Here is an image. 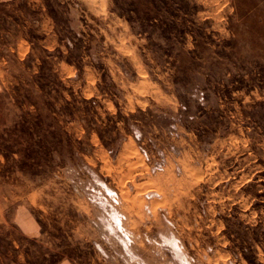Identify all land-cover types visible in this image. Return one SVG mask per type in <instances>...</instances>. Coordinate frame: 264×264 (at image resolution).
<instances>
[{
  "label": "rangeland",
  "instance_id": "1",
  "mask_svg": "<svg viewBox=\"0 0 264 264\" xmlns=\"http://www.w3.org/2000/svg\"><path fill=\"white\" fill-rule=\"evenodd\" d=\"M0 264H264V0L0 2Z\"/></svg>",
  "mask_w": 264,
  "mask_h": 264
},
{
  "label": "crops",
  "instance_id": "2",
  "mask_svg": "<svg viewBox=\"0 0 264 264\" xmlns=\"http://www.w3.org/2000/svg\"><path fill=\"white\" fill-rule=\"evenodd\" d=\"M4 1L7 2V1H10V0H0V2H4Z\"/></svg>",
  "mask_w": 264,
  "mask_h": 264
}]
</instances>
